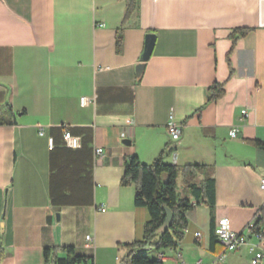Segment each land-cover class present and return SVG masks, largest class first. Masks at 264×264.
<instances>
[{"label":"crops","instance_id":"obj_1","mask_svg":"<svg viewBox=\"0 0 264 264\" xmlns=\"http://www.w3.org/2000/svg\"><path fill=\"white\" fill-rule=\"evenodd\" d=\"M127 3L0 0V109L13 110L0 125V264H45L46 248L69 246L94 264H121V245L141 240L150 219L135 186L121 184L134 155L213 167L216 238L224 224L242 231L264 205V149L250 143L264 142V0H135L126 17ZM238 29L251 31L234 41ZM149 33L155 46L138 78ZM215 83L225 94L212 101ZM65 128L79 149L65 145ZM217 247L202 203L180 245L162 253L167 264L179 254L212 264ZM249 263L236 252L224 264Z\"/></svg>","mask_w":264,"mask_h":264},{"label":"trees","instance_id":"obj_2","mask_svg":"<svg viewBox=\"0 0 264 264\" xmlns=\"http://www.w3.org/2000/svg\"><path fill=\"white\" fill-rule=\"evenodd\" d=\"M135 9V0H128L126 17ZM251 29H238L232 38L246 36ZM117 52L123 48V34H117ZM209 100L216 101L225 94L224 84L215 83L209 88ZM11 107L0 109V125L12 124ZM251 144L264 149L263 141H251ZM212 166L188 164L177 166L166 163L160 155L151 164L143 163L134 155L125 160V172L121 180L123 186L134 185L136 189L134 203L146 207L150 214L144 227V236L133 243L122 244L128 250L121 264H167L157 255L162 251L176 249L184 237L188 226V217L195 208L204 203L211 212V248L218 252V240L215 234L216 186ZM182 176L185 196L178 195V178ZM203 176L202 180L199 177ZM54 191V187H51ZM53 201L56 199L52 193ZM63 203L67 201H62ZM71 203V202H67ZM164 207L173 212V220L164 232H160L166 219ZM153 257H152V256ZM45 264H94L93 258L77 254L74 247H55L44 250Z\"/></svg>","mask_w":264,"mask_h":264},{"label":"built area","instance_id":"obj_3","mask_svg":"<svg viewBox=\"0 0 264 264\" xmlns=\"http://www.w3.org/2000/svg\"><path fill=\"white\" fill-rule=\"evenodd\" d=\"M88 99L83 97L81 99V104H87ZM248 110L243 109L241 111L242 119L247 117ZM130 123V122H129ZM168 132L172 140H179L181 136V126L171 120L167 126ZM40 134H43L41 131ZM238 134V128L233 127L229 135L230 137H236ZM125 136V134H123ZM64 141L65 145L71 149H79L82 146V139L79 136L73 135L70 130L65 128L64 131ZM55 147L54 139L49 138V148L52 150ZM96 155H102L103 149L97 148L95 150ZM261 189L264 191V178L261 179L260 183ZM101 210H105L101 207ZM200 232L195 233L196 237H199ZM91 236H87V241L90 242ZM217 240L220 245H222V250L216 255V260L212 264H224L227 260L228 253L236 252H247L250 257L249 264H264V205L261 209L257 211L253 219L247 224V226L240 232L231 230L227 225H223L217 230ZM159 260L166 262L167 257L164 253H159L157 255ZM178 264H185L183 262L182 256L179 254L177 257ZM195 264H207L202 258L198 259Z\"/></svg>","mask_w":264,"mask_h":264},{"label":"water","instance_id":"obj_4","mask_svg":"<svg viewBox=\"0 0 264 264\" xmlns=\"http://www.w3.org/2000/svg\"><path fill=\"white\" fill-rule=\"evenodd\" d=\"M156 41V35L154 33H149L146 36V43H145V49L143 51V54L141 56V62L137 65V76L138 78L141 77L143 74L145 64L151 57L153 53V49L155 46ZM164 210L166 212V219L163 224V226L160 229V232H164L168 227H170L172 220H173V212L168 208L164 207Z\"/></svg>","mask_w":264,"mask_h":264},{"label":"rangeland","instance_id":"obj_5","mask_svg":"<svg viewBox=\"0 0 264 264\" xmlns=\"http://www.w3.org/2000/svg\"><path fill=\"white\" fill-rule=\"evenodd\" d=\"M177 191H178V195L180 198L184 197L185 196V191H184V184H183V181H182V178L180 177L179 178V181H178V187H177ZM152 256V255H151ZM153 257V256H152Z\"/></svg>","mask_w":264,"mask_h":264}]
</instances>
